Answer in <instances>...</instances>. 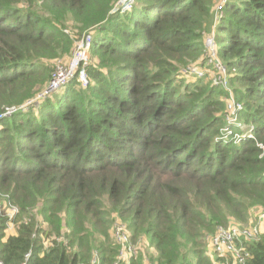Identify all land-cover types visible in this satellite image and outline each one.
Masks as SVG:
<instances>
[{
    "label": "trees",
    "instance_id": "1",
    "mask_svg": "<svg viewBox=\"0 0 264 264\" xmlns=\"http://www.w3.org/2000/svg\"><path fill=\"white\" fill-rule=\"evenodd\" d=\"M117 1L0 0V111L27 80L18 103L34 96L52 79L49 59L92 36L84 88L73 78L0 119L1 264H213L207 236L264 210V0H227L214 21L242 105L246 128L234 131L251 129L239 143L219 132L223 92L207 58L195 66L203 77L185 65L203 53L214 0H135L110 14ZM6 201L19 208L9 234ZM125 219L132 243L154 251L148 263L118 260L110 230ZM247 251L246 264H264V234Z\"/></svg>",
    "mask_w": 264,
    "mask_h": 264
},
{
    "label": "built area",
    "instance_id": "2",
    "mask_svg": "<svg viewBox=\"0 0 264 264\" xmlns=\"http://www.w3.org/2000/svg\"><path fill=\"white\" fill-rule=\"evenodd\" d=\"M135 4V0H118L112 7L110 14L129 12ZM91 33L83 34V36L78 40L74 46L73 58L71 60L70 66H57L54 69L52 79L49 83V92L52 93L69 83L72 79V68L81 65L79 68L80 72L85 71L87 65L89 64L88 50L91 44ZM209 64L218 63L215 59L214 53L211 54L207 61ZM77 63V65H74ZM63 64V63H60ZM217 70L215 77L222 78V70L220 69V64H214ZM187 75H196L198 77H203L204 72L199 69V67L190 66L187 68ZM79 72V79L82 77ZM186 73V72H185ZM84 79L82 78V81ZM224 80V79H223ZM81 81V80H80ZM85 85L87 80H84ZM214 86H216L213 83ZM220 88V86H219ZM48 91V90H47ZM47 91L45 94H47ZM45 98V97H42ZM228 111L225 113L224 120L226 122V127L223 132L224 138L232 136L235 143H239L244 139H252L251 129L240 135L234 130H243L245 125L239 122L237 119L239 113L242 111V105L239 103L231 102L228 103ZM2 113L0 119L7 114ZM10 114V113H9ZM8 114V115H9ZM238 131V132H239ZM264 152V146L261 149ZM262 158L263 155H260ZM18 208V207H17ZM16 207H11L8 211H5V216L8 218V225H11L13 230L15 226L13 220L15 216L19 213ZM254 221L249 222L246 226H239L235 224H229L228 226H218L216 227L213 234L207 236L206 238V248L205 252L207 256L211 259L213 264H246L249 258V252L247 251L248 244L257 241L258 238L264 234V212H259L255 215ZM112 238L118 244L121 245L118 251V260H128L131 257L136 256V250L130 245L128 237L124 232V226L120 223H115L112 230ZM48 244V243H47ZM30 253L25 255L27 259ZM1 264V263H0Z\"/></svg>",
    "mask_w": 264,
    "mask_h": 264
},
{
    "label": "rangeland",
    "instance_id": "3",
    "mask_svg": "<svg viewBox=\"0 0 264 264\" xmlns=\"http://www.w3.org/2000/svg\"><path fill=\"white\" fill-rule=\"evenodd\" d=\"M227 0H214V3H213V7H212V17H213V21H212V24L211 26H204L202 29H201V36H200V43H202L203 45V50H201L202 55L199 56L197 59H194V61H188L186 62V66H191L192 64H197V62H199L198 60H201V59H206L207 60L210 58L211 54L214 53V56H215V59L218 63H214V64H220V69L222 70V78H217L215 77V75L217 74V70L215 68V65L212 63V64H209L208 65H204L205 69H210L211 71V74L209 76V81L210 83L213 85V83L216 85L215 87H217L218 89H220L222 92H223V95L219 94V100L222 101L223 103V108L219 111L221 112V114L223 115L224 117V114L228 111L227 107H228V103H237V100H236V97L232 91V88L229 84V73L227 71V68L225 65H222L221 62H220V58L217 56V53L215 51L217 45H216V40L215 38H219V34L216 35V30H217V26L214 25V21L217 17H219L221 15L220 13V10L222 9L221 7H223L224 3L226 2ZM197 32L200 31L199 28L196 29ZM64 34L67 35L68 37H73L74 35L73 32H74V29L73 28H70V25L65 28L63 30ZM84 34V33H83ZM83 36V35H82ZM81 36V37H82ZM78 41H75L72 42V48L70 49L69 51V54L67 55H64V57H61V58H54V59H49L47 57V54L43 52V50L41 48H38V47H35V56H36V59L39 60V61H43V60H47L49 59V61L47 62L48 65L51 67L50 68V72H49V75H53V72H54V69L57 67V66H65V65H68V67L70 66V63H71V60L73 58V51H74V46L76 45ZM88 56H89V62L91 61V57H90V49L88 50ZM60 63H63V64H60ZM74 65H77V63H74ZM81 65L79 66H74L72 68V79L75 78L76 79V82L77 84L82 88H84L86 85L84 83V80L86 79L87 80V73H86V70L83 72L79 70L78 67H80ZM88 66V65H87ZM193 66H198L197 65H193ZM208 66V67H207ZM79 72H80V75L82 77H80L79 79ZM48 76V77H50ZM82 78L84 79L82 81ZM71 79V80H72ZM224 79V80H223ZM48 80V79H47ZM50 80V79H49ZM70 80V81H71ZM81 80V81H80ZM51 81V80H50ZM69 81V82H70ZM47 82V81H46ZM44 83L43 86H40L38 87V91L36 90L34 93H36L34 96H32L31 98H27V99H24V101H20L21 103L19 104L18 101L20 100V97L22 96L23 93L25 92H29L30 89H32V86L36 83V80H27V82L24 83L23 87L20 89V94H18L17 96H15L13 99L9 100L7 103L5 104H2L3 106L1 107V111L4 110L2 113H5L6 111H9L7 112V114H5L4 117H2L1 119L3 118H8V117H11L12 115H14L15 113H18V112H22V113H25V112H28L32 109H36L39 104V102L44 99L42 97H47V96H50L53 94L49 92V84L48 82L47 83ZM50 83V82H49ZM214 86V85H213ZM220 86V88H219ZM237 86V85H236ZM36 88L34 87L33 90H35ZM48 90V91H47ZM47 91V94H45V92ZM215 96H218V94H215L213 97ZM15 103H18V104H15ZM10 106V107H8ZM0 111V115L2 114ZM10 113V114H9ZM9 114V115H8ZM238 121H243L240 119V117H238L237 119ZM242 124H244L242 122ZM221 128L219 129V132L221 131H224L226 125H224V122L222 123V125L220 126ZM257 147L259 149H262L263 146L261 144H258ZM260 155H263L264 156V152L263 153H260ZM4 195V194H3ZM2 198L5 199V196H2ZM6 208H5V211L9 210L11 207H16L15 205L11 204L10 202L6 201ZM18 209V208H17ZM19 211V209H18ZM257 211V212H256ZM256 212V213H255ZM259 212H264L263 209L261 208H256L254 209L250 215L254 214L255 215ZM125 220H121V221H115L112 223L111 225V238H112V230H113V225L115 223H120L124 226V232L126 234V236L128 237V241L130 243V245L136 250V256L139 255V254H142L144 256V262L145 263H148L149 262V259L152 255H155L154 251L148 246V244H146L145 242H143V240H139V241H135L132 243L131 239H130V236L128 234V231L126 230V226H125ZM251 221H254L253 219H250V221L248 222H251ZM255 222V221H254ZM215 231V230H214ZM14 230L13 228L11 227V225H8L6 224V233L9 234V233H13ZM214 232H212L211 234H213ZM210 234V235H211ZM209 235V236H210ZM112 241L113 243L118 247V251L121 247V245H118L112 238ZM45 247L47 248L48 245L45 244ZM94 256H96L94 254ZM117 256H118V252H117Z\"/></svg>",
    "mask_w": 264,
    "mask_h": 264
},
{
    "label": "crops",
    "instance_id": "4",
    "mask_svg": "<svg viewBox=\"0 0 264 264\" xmlns=\"http://www.w3.org/2000/svg\"><path fill=\"white\" fill-rule=\"evenodd\" d=\"M257 212V211H256ZM255 212V213H256ZM255 213L254 214H252V215H250V219H254V217H255ZM250 219H249V221H250Z\"/></svg>",
    "mask_w": 264,
    "mask_h": 264
}]
</instances>
